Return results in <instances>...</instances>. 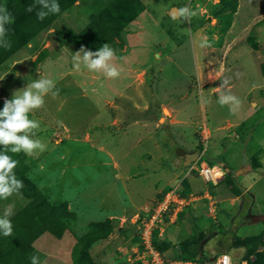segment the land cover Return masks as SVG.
<instances>
[{"label":"rangeland","instance_id":"obj_1","mask_svg":"<svg viewBox=\"0 0 264 264\" xmlns=\"http://www.w3.org/2000/svg\"><path fill=\"white\" fill-rule=\"evenodd\" d=\"M140 1L144 10L127 27L117 33L104 30L90 35L87 28L114 0H80L9 59L21 61L25 72L7 99L41 77L37 68L44 60L42 76L53 79L59 89L57 98L46 97L44 108L33 112L39 113L40 133L50 144L29 165L26 177L34 190L32 201L46 197L66 207L56 208L54 217L46 209L35 211L40 224H35L34 233L50 230L53 235L41 237L31 248L41 264H74L75 251L84 239L111 229L106 239L90 248L91 257L100 258L98 264H132L127 259L141 235L137 216H145L154 200L180 182L190 189L192 179L198 185L193 193L202 200L168 228L160 239L161 252L166 259L177 257L182 247L195 243L198 232H204L209 258L224 250L233 264H241L247 250L233 246L235 237L264 233V0H237L234 10L232 0ZM54 28L70 31L63 45L47 36ZM105 43L119 57L113 61L119 77L75 70L72 54L81 47L95 52ZM226 79L229 83L221 87ZM9 81L0 87L4 97L9 94ZM221 94L238 97L240 105L221 106ZM107 101H114L116 107L129 102L136 110L141 102L144 108L141 114L112 113L108 108L112 103ZM113 119H119L120 130L135 120L146 121L140 146L120 140L118 128L117 140H112ZM169 120L183 124L172 129ZM202 128L210 132L203 160L210 167L229 168L235 180L230 177L229 183L206 186L198 173L188 172L186 155L202 150L198 134ZM155 143L165 152L151 160L148 153L156 154ZM112 149L114 160L110 159ZM8 154L14 159L17 155ZM247 171L252 173H243ZM29 186L25 183V188ZM236 186L244 193L237 204L233 200ZM128 197L131 205L121 200ZM27 200L23 193L0 200V216L7 205H14L15 213L28 205ZM195 214L200 223L197 215L195 220L190 217ZM106 221L112 226H101ZM121 229L126 233L120 235ZM103 249L106 254L101 258ZM258 255L248 264H258Z\"/></svg>","mask_w":264,"mask_h":264},{"label":"trees","instance_id":"obj_2","mask_svg":"<svg viewBox=\"0 0 264 264\" xmlns=\"http://www.w3.org/2000/svg\"><path fill=\"white\" fill-rule=\"evenodd\" d=\"M80 0H57L60 5L59 14H49L44 20H39L37 18V11H39V6L37 5L32 13H28L26 8L30 5L36 4V0H1L0 5H6L8 11L15 18V22L8 25V35L7 39L11 42V47L5 49L0 47V66L4 64L10 57L18 52L20 48L24 45L31 43L40 33L49 29L57 19L63 14L69 11L77 2ZM237 7V0H232L233 10ZM144 8L140 0H114L111 7L105 10V14L99 17L86 31L90 35L93 33L100 34L102 31H108L117 33L119 30L124 29L129 23L134 21L143 12ZM103 20L109 21L106 24ZM93 24V25H92ZM85 31V32H86ZM84 32V33H85ZM70 31H53L49 33V38L58 39L63 45L66 41L67 36ZM80 36V35H78ZM78 43H81V37L76 38ZM74 42V41H71ZM27 158L24 153L16 155L15 159L18 160L21 157ZM19 167V164H18ZM215 167V166H214ZM229 170V169H227ZM230 171H228L229 173ZM26 172L18 173L17 178L24 182V188L22 193L26 195L28 199V205L19 211L15 212L11 217V222L13 224L14 230L11 236L5 237L0 233V264H31V255L33 252V247L31 245L36 243L45 234H52L50 230L40 231L38 235L34 233L35 224H40L39 220L36 219L35 211L39 209H46L49 212L48 216L54 217L53 211L58 209H65L66 205L62 203H52L46 200V197H41L37 200L32 201L33 189L32 184L26 177ZM231 176L227 174L226 182H230ZM229 179V180H228ZM25 183L30 185L25 188ZM213 186V185H212ZM236 192L239 190L234 189ZM21 193V195H22ZM184 194H189L188 188L184 187ZM56 214V213H55ZM40 215V214H39ZM183 214L180 215L179 220ZM46 215L42 218L45 219ZM100 225V224H99ZM112 226L111 221H106L105 225L101 226ZM109 231L106 234H96L90 235L87 239H84L77 247L75 251V263L74 264H96L94 259L90 255V248L98 241L106 239L109 235ZM126 233V230L121 229L120 235ZM138 243L140 237L138 236ZM193 242L188 248L182 247L181 253L176 257L166 259L167 261L188 259L195 262L208 261L210 258L207 255V251L204 248V242L207 239V235L204 232H198V237L193 238ZM162 240V239H161ZM160 240V241H161ZM160 241H155V248L161 252ZM204 241V242H203ZM233 246L239 248H245L247 254L242 261H250V257L258 255V264H264V235H259L253 238H238L235 237ZM88 249V250H87ZM263 250V251H260ZM226 251H219L218 255L224 254ZM163 254V252H161Z\"/></svg>","mask_w":264,"mask_h":264},{"label":"clouds","instance_id":"obj_3","mask_svg":"<svg viewBox=\"0 0 264 264\" xmlns=\"http://www.w3.org/2000/svg\"><path fill=\"white\" fill-rule=\"evenodd\" d=\"M39 11L36 15L39 20H44L49 14H59L60 5L57 0H36V4L26 8L32 13L36 6ZM184 11H187L186 9ZM15 22V18L8 11L6 5H0V47L9 49L11 42L7 39L8 25ZM75 70L82 68L90 72H103L108 78H117L121 72L113 64L119 59L115 50L108 44H103L97 51L93 52L84 47L72 54ZM226 79L221 87L227 85ZM51 96L53 99L59 96V89L53 79L41 76L33 80L21 90L13 93L11 99H5L3 108L0 110V200H8L20 196L24 188V182L17 178L15 169L19 161L12 154L24 153L27 156L37 155L46 150V145L40 139H34L36 132L40 129V122L30 118V115L44 108L45 98ZM221 106L229 105L230 108L238 107L240 100L231 94H221L218 98ZM14 214V205H7L0 216V233L8 237L13 234V224L10 217ZM31 264H40L39 258L31 257Z\"/></svg>","mask_w":264,"mask_h":264},{"label":"built area","instance_id":"obj_4","mask_svg":"<svg viewBox=\"0 0 264 264\" xmlns=\"http://www.w3.org/2000/svg\"><path fill=\"white\" fill-rule=\"evenodd\" d=\"M201 139L202 150L199 157L190 167L187 168L191 174L198 173L205 184L218 185L222 176L217 179L213 176V167H210L203 156L207 152L210 135L207 128L198 131ZM183 182L176 187L166 191L160 198L154 200L151 209L147 210L145 216L138 215L136 224H140V241L133 249V254L127 260L132 264H233L232 257L221 254L208 261L195 262L188 259L167 261L164 255L155 248L154 242L164 237L168 228L179 222V217L184 214L195 202L202 200L193 193L184 194Z\"/></svg>","mask_w":264,"mask_h":264},{"label":"crops","instance_id":"obj_5","mask_svg":"<svg viewBox=\"0 0 264 264\" xmlns=\"http://www.w3.org/2000/svg\"><path fill=\"white\" fill-rule=\"evenodd\" d=\"M60 19V18H59ZM58 19V20H59ZM57 20V21H58ZM58 30V29H57ZM53 31H56V29L54 28V29H50L49 31H48V33H47V36L49 35V33H51V32H53ZM49 37V36H48ZM49 46H51V44H50V42H49V45H48V47ZM47 46L45 47V48H48ZM60 47H62V46H60ZM45 61V60H44ZM44 61H42L41 63H39L38 64V68H37V74H40L41 76L42 75H44V73L42 72L41 73V64L44 62ZM22 66H23V64L21 63V61H15V62H11L10 60H7L4 64H2V68L0 67V87H2V86H4V84H5V82H6V80H8V78H9V84L7 85V87H8V93L9 94H6V96L4 97V96H2V93H0L1 95H0V109L2 110V108H3V103H4V100L5 99H7V96H9L10 95V93H12L13 92V90H14V86L17 84L16 82L21 78V76H22V73L23 72H25L23 69H22ZM45 75H47L46 73H45ZM11 82V83H10ZM106 103H112V107H109L108 106V108L110 109V110H112V113H114L115 111H117L119 114H129V113H133V112H135L136 114H141V110L144 108V107H141L142 106V104H141V102H139V104L137 103L136 105H137V108H138V110H136L135 109V107L132 105V103H129V102H125V103H122L121 105H120V103H117V107L115 106V102L114 101H111V102H109V101H107ZM143 104H146V102L145 103H143ZM140 105V106H139ZM129 106H131L130 107V109L131 110H129L128 111V109H129ZM133 108V109H132ZM126 110V111H125ZM161 110H163V108L161 109ZM39 115V113H35V115L32 113L31 115H30V118L31 119H34V120H39V121H41L40 120V118H38L37 116ZM161 120V123L162 124H164V121H162V120H164V119H160ZM167 122V119H165V124H167L166 123ZM169 123L168 124H170L169 126H171V128L173 129V128H176V127H178V126H181L182 124H183V122L182 123H180V124H178V125H173V124H171L170 123V120L168 121ZM119 125H120V122H119V119H113L112 120V124L109 126V127H111V129H112V132L114 133V134H112V140H117L116 139V134H115V132H116V130H115V128H118L119 129ZM134 128H138L139 129V132H136L135 130L136 129H134ZM145 128H146V121H143V120H135V121H133V123H131L130 125H128V126H126V128H124V129H119L120 130V140L121 139H124V140H129V143H131V144H133V145H135V146H140V144H141V142H142V138H141V133H140V130H145ZM42 128L40 127V129L36 132V135H35V137H33L34 139H40L47 147H46V150L45 151H43L42 153H39L38 152V154L37 155H34V156H27L26 155V157L27 158H24V157H21V158H19L18 159V161H19V167L17 166V168H18V170H19V173H23V172H26V173H28L29 172V165H34L35 164V162H36V159H38V158H40V157H42L46 152H47V150H48V145L50 144V143H48V139L47 138H44V136H43V133L41 132L40 133V130H41ZM133 129V130H132ZM208 129V128H207ZM208 132H209V130H208ZM133 134H134V137H133ZM199 134V133H198ZM209 134H210V132H209ZM118 137V136H117ZM129 138H132V140L133 141H135V142H133V141H131ZM118 139V140H119ZM154 148H155V155H154V153H152V152H150V153H148L149 155H151L152 156V159L151 160H153V159H157L156 158V156H158L159 154H163V152H165L163 149H161L160 148V146L157 144V143H155L154 144ZM111 153H113V154H110V159L111 160H114V157H115V150L114 149H112L111 150ZM17 155H19V154H17ZM25 155V154H24ZM159 159V158H158ZM219 168L221 171H222V174H223V176H222V174H221V176H222V179L219 181V182H224L225 180H226V178H227V175L225 174L226 172H228V171H230V169L229 168H227V167H225V166H223L224 168H221V167H219L218 165H215V167L214 168ZM225 169V170H224ZM227 169H229V170H227ZM227 170V171H226ZM225 171V172H224ZM230 173V172H229ZM243 173H245V174H251L252 172H249V171H247V172H243ZM242 173V174H243ZM231 175V177H233L234 178V180L236 179V176H233V174H232V172L230 173ZM27 175V174H26ZM187 177V176H186ZM202 179V178H201ZM203 180V179H202ZM204 182V181H203ZM226 182V181H225ZM204 184H205V182H204ZM206 185V184H205ZM197 184L194 182V183H192V179H190L189 180V187H190V189H189V191H190V193H193V191H196L197 190ZM207 186V185H206ZM237 187V186H236ZM250 187V186H249ZM249 187L248 188H246L245 189V191L247 192V190L249 189ZM237 189L239 190V192H236V190L234 191L235 193H236V196L234 197V202H236L235 204H237L238 202H240L241 200H243V195H244V193L237 187ZM244 191V192H245ZM194 194V193H193ZM130 196V195H129ZM208 196V195H207ZM122 200V202L123 203H125V204H127V205H131L132 204V202H131V199L128 197V199H125V198H122L121 199ZM28 201V200H27ZM29 202V201H28ZM28 204V203H27ZM26 206V205H25ZM25 206H23L22 208H24ZM21 208V209H22ZM197 214H195V216H190V217H192V220H195L196 219V217H197V220H198V222L197 223H200V221H199V215H197ZM184 216L186 217V215H183V218H184ZM109 218V220H114V217H108ZM107 218V219H108ZM261 235H264V233L263 234H261ZM46 236H47V234H45L42 238H46ZM48 236H50V234L48 235ZM65 237V236H64ZM244 239V238H243ZM59 242H61V241H59ZM35 247V246H34ZM98 247H100V248H104V247H102V246H100V245H98ZM224 251V250H223ZM169 252H171L170 250H169ZM225 253H227L228 254V252H225ZM35 254V250H33V252H32V255H31V257L32 256H36V257H38L39 258V261H40V264H41V260H40V257L38 256V255H34ZM105 254H106V249L104 250H102V252L99 254V256L101 257V258H103L104 256H105ZM67 256H68V254H67ZM165 257V256H164ZM216 257V256H215ZM245 257V256H244ZM92 258H94V261L96 262V264H98L99 262H100V258L98 259V257H94V256H92ZM213 257H210V259H212ZM252 258V256L250 257V259ZM68 259V258H67ZM244 259V258H243ZM51 264H53V263H51ZM67 264H70V263H67ZM241 264H248V261H242L241 262Z\"/></svg>","mask_w":264,"mask_h":264},{"label":"water","instance_id":"obj_6","mask_svg":"<svg viewBox=\"0 0 264 264\" xmlns=\"http://www.w3.org/2000/svg\"><path fill=\"white\" fill-rule=\"evenodd\" d=\"M176 16V12L173 11V17ZM199 157V152L198 151H193L190 153H187L186 159H187V167H190L195 161H197ZM227 171V170H226Z\"/></svg>","mask_w":264,"mask_h":264},{"label":"bare ground","instance_id":"obj_7","mask_svg":"<svg viewBox=\"0 0 264 264\" xmlns=\"http://www.w3.org/2000/svg\"><path fill=\"white\" fill-rule=\"evenodd\" d=\"M214 170H215V172H214ZM217 172H219V174H220V173L222 174V171H220V170H218V169H215V168L213 167V176H214L215 179H217L218 177H220V176H217V175H219Z\"/></svg>","mask_w":264,"mask_h":264}]
</instances>
